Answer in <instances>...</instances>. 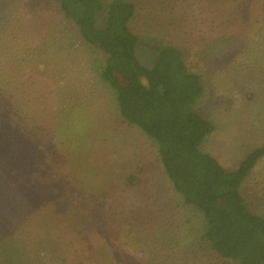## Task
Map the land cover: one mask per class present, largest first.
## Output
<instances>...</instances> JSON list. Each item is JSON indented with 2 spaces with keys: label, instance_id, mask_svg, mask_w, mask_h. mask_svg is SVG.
Instances as JSON below:
<instances>
[{
  "label": "trees",
  "instance_id": "obj_1",
  "mask_svg": "<svg viewBox=\"0 0 264 264\" xmlns=\"http://www.w3.org/2000/svg\"><path fill=\"white\" fill-rule=\"evenodd\" d=\"M52 1L84 46L102 56L97 78L114 95L116 117L156 146L164 178L173 193L182 197L183 207L193 208L205 220L201 241L206 249L224 264H264V216L251 210L240 191L250 172L264 159V144L253 149L236 170H224L213 157L200 151L214 126L198 114L196 103L204 96L203 76L191 71L184 48L166 44L149 49L154 39L146 38L144 44L152 56L147 63L155 61L148 68L138 60L141 43L129 28L135 15L131 2ZM235 1L227 5L226 11L232 16L237 9L229 7ZM247 7L240 32L251 28L264 43V0H250ZM4 15L0 13V20ZM101 16L104 19L100 22ZM1 27L0 38L5 34ZM8 49L11 45L4 53ZM35 61L22 57L7 62L0 56V264H81L71 259L61 238L69 231L76 233L91 226L83 186L93 191L98 188V197L107 204L105 210L101 208L106 213L119 206L118 215L125 211L131 214L139 207L138 202H150L146 193L135 189L140 181L131 174H119L110 158L124 156V149L107 154L82 151L77 154L81 162L72 161L73 152L65 137L70 136L69 124V132H78L80 125L74 117L64 116L62 136L57 140L60 158L52 160L48 155L49 145L54 146L49 120L65 82L59 80L57 66L50 73L46 64ZM60 110L66 112L65 107ZM99 140L110 143L106 134L101 133ZM45 153L50 161L44 162ZM63 157L70 161L67 167L66 162H59ZM107 157L113 174L97 169ZM76 170L92 171L99 175L98 180L75 177ZM42 183L46 189L39 187ZM118 194H132L134 204L123 203L124 196L118 200Z\"/></svg>",
  "mask_w": 264,
  "mask_h": 264
},
{
  "label": "rangeland",
  "instance_id": "obj_2",
  "mask_svg": "<svg viewBox=\"0 0 264 264\" xmlns=\"http://www.w3.org/2000/svg\"><path fill=\"white\" fill-rule=\"evenodd\" d=\"M126 1L135 7L129 28L140 40L137 57L142 65L148 68L155 65L154 60L147 63L152 61V56L144 44L146 38H151L154 41L149 49L166 44L184 48L191 71L202 73L204 96L196 103V108L198 114L214 126V131L201 144L200 151L213 157L224 170H236L253 149L264 144V43L251 28L240 32L250 0H236L229 7L237 9L234 16L226 11L232 0L220 4L218 0ZM0 13L7 19L0 20L2 31L5 30L0 38L3 51L0 56L7 62L22 57L36 60L46 64L50 73H54L53 67L57 66L59 80L65 82L55 98L50 120L48 118L50 141L54 145L51 148L47 139L48 155L52 160L60 158L57 145L62 136L60 124L65 121L64 116L69 115L80 125L73 135L68 123L71 137L65 139L70 142L72 161L79 164L77 154L82 151L107 154L113 149H124V156H116L118 160L110 157L113 164L119 174L135 176L140 181L135 189L148 195L150 203L138 202L136 212L125 211L124 215H118L116 205L107 213L104 211L107 204L103 205L98 197V188L93 191L83 186L85 211L90 213L91 226L88 230L69 231L62 236L71 259L81 264H224L201 241L205 226L201 214L183 207L182 197L173 193L170 182L164 178L156 146L116 117L114 95L97 78L96 69L100 67L102 56L84 46L54 1L0 0ZM103 19L101 16L100 22ZM221 21L225 25L220 26ZM10 45L11 49L4 53ZM64 107L66 112H60ZM101 133L107 135L110 143L99 140ZM50 157L45 153L44 162ZM110 158L101 160L97 169L113 174ZM261 160L242 183L240 191L251 204V210L264 216V159ZM59 162H66V167L70 164L64 157ZM88 165L89 162L84 166ZM89 172L76 170L75 177L98 180V174ZM106 183L109 185L108 181ZM39 187L47 188L45 183ZM129 195L118 194L117 198L121 200L124 196L123 203L132 206L134 201L130 199L132 194ZM133 195L137 197L136 193ZM39 237L42 236L36 239Z\"/></svg>",
  "mask_w": 264,
  "mask_h": 264
}]
</instances>
